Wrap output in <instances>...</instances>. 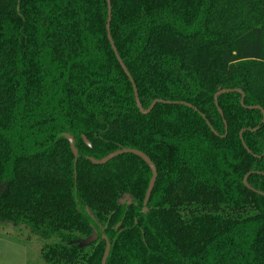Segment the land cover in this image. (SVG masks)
Here are the masks:
<instances>
[{
  "label": "trees",
  "instance_id": "1",
  "mask_svg": "<svg viewBox=\"0 0 264 264\" xmlns=\"http://www.w3.org/2000/svg\"><path fill=\"white\" fill-rule=\"evenodd\" d=\"M110 1L0 0V221L44 264H264V0ZM123 149L147 204L88 159Z\"/></svg>",
  "mask_w": 264,
  "mask_h": 264
},
{
  "label": "rangeland",
  "instance_id": "2",
  "mask_svg": "<svg viewBox=\"0 0 264 264\" xmlns=\"http://www.w3.org/2000/svg\"><path fill=\"white\" fill-rule=\"evenodd\" d=\"M258 66L264 71V62ZM56 240L32 235L22 225L0 221V264H44L41 251Z\"/></svg>",
  "mask_w": 264,
  "mask_h": 264
},
{
  "label": "water",
  "instance_id": "3",
  "mask_svg": "<svg viewBox=\"0 0 264 264\" xmlns=\"http://www.w3.org/2000/svg\"><path fill=\"white\" fill-rule=\"evenodd\" d=\"M108 1V15H109V19H108V25H107V29H108V32H110V22H111V14H112V9H111V1L110 0H107ZM110 34V33H109ZM109 39L110 41L112 42V37L111 35H109ZM115 52H116V49L115 47L113 46ZM116 56L118 58V61L119 63L121 64L122 68L124 69V71L126 72V74L128 75V77L130 78V81L132 83V85L134 86V89H135V94L136 96H138V92H137V89H136V86H135V83L132 79V77L130 76L129 72L127 71L126 69V66L124 65V63L122 62L121 58L119 57L118 53L116 52ZM226 92H229V91H220L216 96L218 95H221L223 93H226ZM157 103H166L162 100H156L153 102L151 108L147 111H144L141 109L140 105H139V108L141 110V112L143 114H148L152 109L153 107L157 104ZM66 139L68 140L69 144H70V148H71V151L73 153V155L75 156L76 160H77V157H78V150L76 148V145H75V140L72 136L70 135H65ZM83 140L85 142V144L88 146V147H91V143L86 139V137H83ZM124 154H133V155H136L138 156L140 159H142L146 164L147 166L150 168L151 170V173H152V177H151V180H150V183H149V186H148V189H147V192H146V197H145V204L148 203V201L150 200V197H151V194H152V191L154 189V186L156 184V180H157V175H158V172H157V168L156 166L154 165V163L152 162V160L147 156L145 155L143 152L141 151H138V150H132V149H123V150H118V151H115L109 155H107L106 157L102 158L101 160H96L94 158H88L93 164L95 165H105L107 164L108 162H110L111 160L119 157V156H122ZM103 240L105 241L106 243V248H105V252H104V256H103V259H102V264H107V260L109 258V254H110V249H111V243L108 239L107 236H103Z\"/></svg>",
  "mask_w": 264,
  "mask_h": 264
}]
</instances>
